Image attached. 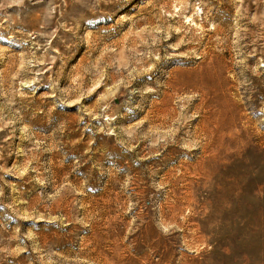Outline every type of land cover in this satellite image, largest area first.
Returning <instances> with one entry per match:
<instances>
[{
	"label": "rangeland",
	"instance_id": "374dc122",
	"mask_svg": "<svg viewBox=\"0 0 264 264\" xmlns=\"http://www.w3.org/2000/svg\"><path fill=\"white\" fill-rule=\"evenodd\" d=\"M0 264H264V0H0Z\"/></svg>",
	"mask_w": 264,
	"mask_h": 264
},
{
	"label": "bare ground",
	"instance_id": "6f19581e",
	"mask_svg": "<svg viewBox=\"0 0 264 264\" xmlns=\"http://www.w3.org/2000/svg\"><path fill=\"white\" fill-rule=\"evenodd\" d=\"M189 85L193 86L195 88H202V86H204L203 83L206 82V80L208 78H211L212 73L208 71V73H200L196 70H189ZM226 81V79H221L220 83L223 84ZM235 113H237V110L234 111ZM233 112V113H234ZM217 116V114H214ZM219 116V114H218ZM234 123V121H230V123L228 125H226V128L229 129L231 127V125ZM225 133V130L221 127V125H219V130L217 131L216 135L221 138ZM231 135L232 134V130L230 131Z\"/></svg>",
	"mask_w": 264,
	"mask_h": 264
}]
</instances>
